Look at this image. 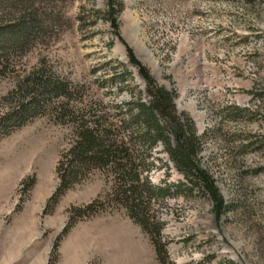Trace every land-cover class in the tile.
Listing matches in <instances>:
<instances>
[{
    "label": "rangeland",
    "instance_id": "rangeland-1",
    "mask_svg": "<svg viewBox=\"0 0 264 264\" xmlns=\"http://www.w3.org/2000/svg\"><path fill=\"white\" fill-rule=\"evenodd\" d=\"M29 1L0 6V22L32 12L41 28L0 75V264H161L150 235L124 208L76 213L111 189L101 171L51 200L61 153L73 140L69 125L49 112L19 126L11 118L17 78L43 62L78 88L79 100L129 98L144 82L128 47L176 91L178 110L203 137L201 164L226 201L219 215L198 190L165 200L169 260L264 264V0H122L118 32L105 16L108 0ZM119 61L133 72L120 94L110 80ZM155 156L154 183L185 181L161 145Z\"/></svg>",
    "mask_w": 264,
    "mask_h": 264
},
{
    "label": "trees",
    "instance_id": "trees-1",
    "mask_svg": "<svg viewBox=\"0 0 264 264\" xmlns=\"http://www.w3.org/2000/svg\"><path fill=\"white\" fill-rule=\"evenodd\" d=\"M26 1L29 0H0V6L15 10L18 3ZM108 1L105 16L118 32V16L124 2ZM96 13L101 11L96 10ZM40 29L32 12L0 22V75L9 70L14 53L25 48ZM127 53L129 63L136 67L144 82V88L133 85L136 91H130L129 98L114 103L103 99L79 100L78 88L51 72L43 62L17 78L14 93L19 100L17 112L11 118L19 126L41 112H49L56 122L72 128L73 140L61 153L57 165L60 182L52 201L56 203L68 189L94 171H101L111 182V189L104 196L75 208L76 213L94 216L109 207L124 208L150 235L161 264H177L169 260L163 237L165 222L160 209L165 200L185 191L198 190L212 198L219 215L226 201L213 175L201 164L203 137L193 118L178 110L176 91L161 85L131 47L127 48ZM118 65L110 80L118 86L120 94L130 86V82H126L133 78V72L125 62L119 61ZM252 93L254 97L259 96L256 89ZM160 145L185 181L166 185L152 181L151 173L158 166L157 161H161L155 156Z\"/></svg>",
    "mask_w": 264,
    "mask_h": 264
}]
</instances>
